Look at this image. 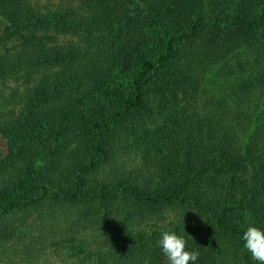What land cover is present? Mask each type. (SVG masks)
Listing matches in <instances>:
<instances>
[{"label": "trees", "instance_id": "1", "mask_svg": "<svg viewBox=\"0 0 264 264\" xmlns=\"http://www.w3.org/2000/svg\"><path fill=\"white\" fill-rule=\"evenodd\" d=\"M0 16V264H166L164 231L196 264H257L264 0H0ZM216 67L224 94L205 87Z\"/></svg>", "mask_w": 264, "mask_h": 264}, {"label": "clouds", "instance_id": "2", "mask_svg": "<svg viewBox=\"0 0 264 264\" xmlns=\"http://www.w3.org/2000/svg\"><path fill=\"white\" fill-rule=\"evenodd\" d=\"M243 247L257 264H264V230L249 225L243 232ZM166 264H196L199 251L189 250L186 240L175 232L164 231L158 241Z\"/></svg>", "mask_w": 264, "mask_h": 264}, {"label": "rangeland", "instance_id": "3", "mask_svg": "<svg viewBox=\"0 0 264 264\" xmlns=\"http://www.w3.org/2000/svg\"><path fill=\"white\" fill-rule=\"evenodd\" d=\"M41 4L47 5V6H53L61 1L64 0H38ZM8 22L0 16V36L3 35L6 28L8 27ZM60 37H58L59 39ZM63 40V38H61ZM6 45H9L6 43ZM5 50V46H0V53H2ZM220 68L216 67L214 68L210 73L209 76L205 82V87L207 90L216 93V94H224L226 91L228 92V89L226 88V79L220 75L219 72ZM8 153V135L2 134L0 136V159L5 157Z\"/></svg>", "mask_w": 264, "mask_h": 264}]
</instances>
